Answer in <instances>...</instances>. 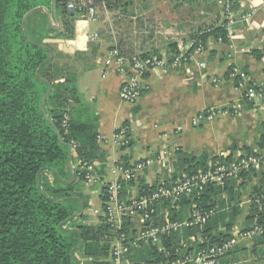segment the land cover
Here are the masks:
<instances>
[{"label":"crops","instance_id":"0c3cea01","mask_svg":"<svg viewBox=\"0 0 264 264\" xmlns=\"http://www.w3.org/2000/svg\"><path fill=\"white\" fill-rule=\"evenodd\" d=\"M173 1L179 2L180 6H169L161 13L157 7H151V2H148L146 9L136 4L135 15L168 21L170 24L161 25L160 29L174 37L169 45L175 44L178 52L187 48L194 36L208 33L210 27L225 22L221 5L223 0L211 1L213 12L204 10L203 0ZM72 2L69 1L67 5ZM215 2L218 6L214 8ZM49 12L55 16V9L51 8ZM246 13L250 15L247 22L242 19ZM232 14L237 23L230 27L232 33L227 36V43L213 36L208 37L202 55L196 58L205 63L204 69L195 68L193 63H186L176 70L153 69L145 78L141 97L133 104L119 98L122 76L104 67L103 59L113 48L99 38L101 24L97 21L90 22L79 15L78 20L73 22V36L70 39L50 37L41 40L52 58L56 56L55 62L75 75L79 101H70L68 112L97 133L95 145L86 148L87 153H94L95 158L90 163L96 181L91 184H86L84 180L76 181L77 160L72 152L70 169L66 166L63 179L71 181L74 177L73 183L77 182L76 187L88 203L82 215L98 220L96 224L93 220L91 224L85 220L84 223L97 225L101 219L104 220L101 214L105 200L104 187L118 177L113 170L119 165H129L146 158L153 160L152 166L138 178L122 185L120 199L130 201L141 197V185L154 190L182 178V173L177 176L174 173V164L180 154L196 158L207 155L209 160L238 150L264 154L257 145L264 136V109H256L248 104L242 97L243 90L230 79V69L238 67L247 75V83L264 86V62L252 55L254 50L264 51V0H236ZM206 16L207 22L204 20ZM53 21L58 23L55 30H61L60 19L54 18ZM93 34L97 35V39L91 41L89 36ZM169 49L172 52L171 46ZM172 56L171 53L168 57ZM210 109H219L223 113L211 123L199 127L191 125L197 114ZM120 128L127 130L129 146L126 148L120 147L114 140ZM162 150L170 152L165 167H162L159 159ZM259 177L258 184L250 181L242 188L239 215L230 234L236 245L222 259V264H264V237L249 239L241 234L245 230L241 225L249 212L252 188L259 185ZM49 179L54 182L51 177ZM95 196L96 205L90 211L89 206ZM231 206L233 204L227 207ZM171 207L170 204L159 206V217L180 213L179 203L176 209L171 210ZM243 227H246L245 223ZM189 238L186 241L180 239L179 243L194 245ZM111 250L112 246L110 253ZM133 255L125 258V261L131 264Z\"/></svg>","mask_w":264,"mask_h":264},{"label":"trees","instance_id":"16d2710c","mask_svg":"<svg viewBox=\"0 0 264 264\" xmlns=\"http://www.w3.org/2000/svg\"><path fill=\"white\" fill-rule=\"evenodd\" d=\"M69 1L56 0L52 19H60L62 28L56 31L49 26L43 10H51L52 0H0V264H109L113 236L105 221L101 219L97 225H89L84 223V215L69 221L80 211V205L84 210L88 207L76 185L83 181L79 167L95 158L86 148L95 145L97 133L74 118L70 111L67 127H62L68 103L79 101L75 75L61 68L55 62L56 56L52 58L49 49L41 44L45 38L70 39L73 36V22L80 13L66 8ZM229 1L234 2V9L236 0ZM225 24L210 27L208 33L198 34L191 40L201 43L203 48L211 36L227 43ZM63 27H68L69 33ZM171 47L174 56L179 54L175 44ZM192 50L190 48L186 54L190 55ZM261 54L258 50L252 52L257 59ZM48 84L51 90L43 105L46 119L41 100ZM72 142L76 144L71 152L77 160V182L63 185L58 178L63 180L66 176L67 146L71 147ZM257 145L264 148V136ZM210 160L207 155L196 158L180 154L174 164L175 176L181 173L191 176ZM252 173L242 174L238 185L234 180L225 181L223 186L211 184L200 196L183 197L179 202L180 213L170 215L172 221L188 218L195 211L191 208L194 205L198 211L214 210L215 214L201 228L185 229L163 240L164 251L174 258L176 250L180 249V239L186 241L190 236H200L205 242L186 245L188 254L231 239L239 208L236 204L229 209L227 206L232 202L226 205L218 200L219 195L226 192L230 200L237 202L241 194L232 192L234 187L243 188L250 182ZM259 176V185L252 188L246 229L255 218L258 225H264V211L253 203L264 189V173ZM150 189L141 185L139 193L149 195L153 191ZM123 226L122 233L133 231L130 221ZM133 254L131 264L167 261L157 246H146Z\"/></svg>","mask_w":264,"mask_h":264},{"label":"built area","instance_id":"2783aa9c","mask_svg":"<svg viewBox=\"0 0 264 264\" xmlns=\"http://www.w3.org/2000/svg\"><path fill=\"white\" fill-rule=\"evenodd\" d=\"M233 3L229 0H223V7L227 36L232 33L231 28L237 22L233 18ZM67 9L71 12H79L87 21L96 20V9L93 0H80L77 3H69ZM250 15L246 13L242 19L247 22ZM97 35L89 36V40L94 41ZM190 48H193L190 55L186 54ZM203 53L201 43L191 40L188 47L179 52V54L169 58L165 54H136L125 56L119 50L112 49L106 53L103 59L104 67L118 72L123 80L119 89V98L121 101L133 104L142 95L145 78L151 70L163 68L168 70L179 69L186 63H193L195 68L202 70L205 63L196 58ZM260 61L264 62V51H262ZM190 74V72H188ZM230 79L235 82L237 87L243 90V99L253 108L264 109V86H255L247 83V75L244 70L238 67L230 69ZM223 112L219 109H210L197 114L191 121L193 127L211 123L218 119ZM68 110L63 116L62 127H67ZM115 143L120 147L126 148L129 145L127 130L120 128L114 136ZM76 148L75 143H71V149ZM264 152V148L262 149ZM170 152L162 150L159 153V159L162 167L167 164ZM153 160L143 159L129 165H119L115 167L113 173L118 176L113 182L104 187V204L102 217L109 226L113 236L112 250L110 253L111 264H129L125 258L134 252L146 246H157L167 261L161 264H222V259L235 248V239L216 245H207L204 248L196 249L194 253L186 252L187 246L180 243V249L175 252L174 258L170 257L162 247V241L171 236L181 233L185 229L195 227L201 228L212 216L215 211L195 210L188 218L183 221H172L170 215L159 217L158 207L170 204L171 210L176 209L177 204L183 197L200 196L209 185L223 186L225 181H238L244 173H259L264 170V154L255 152H246L238 150L218 157L217 160H210L203 169L191 176H183L176 182L168 185L156 187L149 195L141 196L130 201H122L120 193L123 184H127L139 177L143 171L152 166ZM79 171L86 184L96 181L94 169L89 162H84ZM252 201V198H251ZM252 202H250L251 204ZM253 203L260 211H264V189L253 199ZM98 214V211H95ZM130 221L133 231L122 233L124 222ZM132 230V229H130ZM249 239L264 236V225L257 224V218L254 219L251 227L241 233ZM192 243H204L200 236H190ZM170 257V258H169Z\"/></svg>","mask_w":264,"mask_h":264},{"label":"rangeland","instance_id":"374dc122","mask_svg":"<svg viewBox=\"0 0 264 264\" xmlns=\"http://www.w3.org/2000/svg\"><path fill=\"white\" fill-rule=\"evenodd\" d=\"M72 1V3H77L80 0ZM211 1L212 0H209L208 2H203V8L205 11L211 10V12H213V3H211ZM148 2L153 3L151 4V7H157V10H160L159 13H161V10H167L169 6L171 8L173 6H180L178 5L179 2L175 3L173 0H101V2H96L95 0H93L96 9L95 21L101 24L98 31L100 32L99 38L105 40L110 45V47L119 50L123 55L128 57L136 54H145L153 52L170 56L171 52L169 48L171 45L169 44L172 42V38L174 37L164 34L163 31H161L160 29L161 25L165 26V24L169 25L170 23L168 21H162L161 19H149L146 17H136L135 15L136 4L137 6H139V8L141 7L143 9H146ZM215 6H218L217 2H215L214 8ZM217 12V16L219 18V9L217 10ZM206 18L207 16L204 17V20H206ZM224 18L225 16H223V19ZM207 21L208 20H206V22ZM52 23L54 24L55 29L58 23H55V21H53ZM65 29H68L67 33H69L70 29L68 27H63V30ZM254 173L255 172H253L251 178H249L250 181L257 182L258 176L263 174L264 170L261 171L259 175H257V173L253 175ZM244 180H242V182ZM239 182L240 181L235 182V185L240 184ZM256 184H258V182ZM253 185L254 184H252V186ZM234 191L240 192V194L243 192L242 188L240 189L237 186L234 187L232 192ZM219 198L220 199L218 200L221 202H225L226 205L229 204V201L232 202L230 204L239 205V199L237 202H235L236 200H230V196L226 192H224L222 195L220 194ZM92 199V205L89 206L90 211L96 205V196L92 197ZM94 218L95 217H92L91 219L90 216L86 215L85 221L90 223L91 220H93ZM93 221L94 224L98 222L97 219ZM244 223L247 227L246 220H243V226ZM243 226L241 225V228H243L244 230L246 227Z\"/></svg>","mask_w":264,"mask_h":264},{"label":"water","instance_id":"95a60500","mask_svg":"<svg viewBox=\"0 0 264 264\" xmlns=\"http://www.w3.org/2000/svg\"><path fill=\"white\" fill-rule=\"evenodd\" d=\"M55 5H56V0H52V8H53V9H55ZM43 10H44V12H45V14H46V17H47V21H48L49 26H50L51 28H54V24L52 23V16H54V13L52 12V14H50V12H49L48 10H46V9H43ZM27 15H28V14H27ZM27 15L25 16V18H24V20H23V24H24V22H25V19H26ZM50 59H51V57L48 59V61H49ZM50 90H51V85L48 84V85H47V90H46V92H45V94H44V96H43V98H42V100H41V110H42L43 115H44V117H45L46 119H47V116H46V114H45L44 111H43V105H44V102H45L47 96H48L49 93H50ZM55 132L57 133V136H58V138H59V134H58V132H57L56 129H55ZM67 153H68L67 169L69 170V169H70V158H71V147H70L69 145L67 146ZM37 178H38V181H39V180H40V172L38 173ZM58 181H59L61 184H63V185H70V184L73 183V181H74V177H72V180H71V181H63V180H61L60 178H58ZM38 188H39V190H40V192H41V189H40L39 186H38ZM83 211H84V208H83L82 205H80V211H79L78 213L74 214V215L69 219V221L74 220V219L79 218L80 216H82ZM78 264H80V263H78Z\"/></svg>","mask_w":264,"mask_h":264}]
</instances>
